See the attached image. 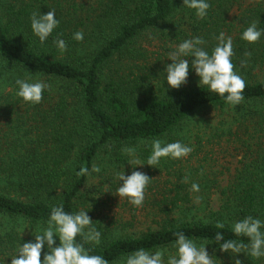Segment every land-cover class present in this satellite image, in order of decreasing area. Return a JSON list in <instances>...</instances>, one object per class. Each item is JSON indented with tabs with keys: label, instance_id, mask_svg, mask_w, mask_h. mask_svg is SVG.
Instances as JSON below:
<instances>
[{
	"label": "trees",
	"instance_id": "obj_1",
	"mask_svg": "<svg viewBox=\"0 0 264 264\" xmlns=\"http://www.w3.org/2000/svg\"><path fill=\"white\" fill-rule=\"evenodd\" d=\"M235 1L241 0H209L207 16L198 19L182 0H100L95 7L79 0H0V217L23 225L0 229L1 259L10 260L19 243L32 240L38 229L46 227L51 208L63 205L66 212L90 209L87 214L101 233V242L92 245L80 236L76 241L108 264H120L122 257L139 248L171 252L176 232L197 243H210L206 249L220 260L216 264H235L234 259L241 264H264V257L255 259L246 253L231 257L213 242L216 232L236 239L229 227L233 221L248 215L264 219V166L255 171L248 164L239 170L248 176L229 188L223 205L229 210L227 219H222L224 213L206 218L201 206L177 194L170 209L147 215L156 227L140 232L132 230L141 218L134 211L112 209L116 185L108 182L106 189L89 182L102 152L122 161V149L162 138L203 107L228 105L197 85L142 97V81L137 84L113 69L119 64L125 73L137 62H146L151 51L143 37L149 33H161V43L176 36L178 27L171 23L176 13L183 23L192 25L191 34L181 30L179 36L184 40L199 36L205 41L202 47L211 52L221 26H234L225 25L223 15ZM257 5L242 13L232 38V63L236 73L245 75L242 102L248 103L264 102V79L248 78L251 70L264 69V37L254 43L240 39L250 23L264 27V0ZM50 9L60 23L41 44L31 33L30 16ZM76 31L83 32L82 41L71 38ZM58 34L67 44L63 54L53 44ZM17 78L47 83L39 104L24 103L15 95ZM253 110L249 108L248 115L264 132V114ZM258 145L263 147L264 159V142ZM81 166L88 167L90 175L77 176ZM217 221L225 222V228L217 229Z\"/></svg>",
	"mask_w": 264,
	"mask_h": 264
},
{
	"label": "clouds",
	"instance_id": "obj_2",
	"mask_svg": "<svg viewBox=\"0 0 264 264\" xmlns=\"http://www.w3.org/2000/svg\"><path fill=\"white\" fill-rule=\"evenodd\" d=\"M182 5L193 10L198 19L205 18L210 8L209 0H182ZM59 23L54 9H50L45 14L36 11L30 16L31 33L41 44L48 40ZM262 37H264V27H258L257 22L250 23L240 35V39L248 43H254ZM71 38L79 42L83 40L84 34L76 31ZM216 39L217 44L211 52L202 47L205 43L203 38L196 36L183 40L173 51L167 53L166 59L171 63L165 64L163 70L159 72L162 75L161 86L164 93L165 83L170 89H179L187 82L189 72L192 71L198 77L199 89H206L207 92L223 98L225 103L233 108L243 101L246 82L234 71L232 38L225 37L221 32ZM53 44L61 54L67 50V44L64 39L59 38V34L53 40ZM14 83L15 95L22 102L31 105L41 102L42 93L48 87L47 83L40 79L30 82L17 78ZM141 143L145 142L141 141ZM150 149L146 161H141L133 148L126 147L122 151L129 157L127 164L130 168L136 169L137 166L143 165L154 167L163 158L181 159L193 150L179 140L169 143L159 138L151 140ZM91 171L99 173L100 168L93 165ZM76 175H90L88 167L81 166ZM115 179L118 182L115 195L119 199L126 198L129 204L136 207L143 204L145 189L151 180L144 172L132 170L130 174L125 175L122 169L116 172ZM188 179V176H185L182 182L188 183ZM189 190L198 193L200 186L192 182ZM199 201L200 197L196 196L195 202ZM89 210L66 212L63 205L53 206L45 221L46 227L38 229V234H34L32 240L16 246L10 264H108L101 255H91L90 248L85 249L76 241V237L80 236L92 245L101 242V233L87 214ZM215 227L224 229L225 222L217 221ZM229 227L236 239H225L222 232L214 234L213 242L220 252L227 253L231 257L240 253H246L255 259L264 257V219L248 215L231 222ZM174 235L171 252L168 248H157L155 251L139 248L122 257L120 264H216V261H220L216 258L214 260L215 256L207 251L206 245L210 244L207 241L197 243L183 232H176ZM241 238H246L247 243ZM42 252L43 259H41ZM234 261L235 264H241L239 259ZM0 264H5V259H0Z\"/></svg>",
	"mask_w": 264,
	"mask_h": 264
},
{
	"label": "rangeland",
	"instance_id": "obj_3",
	"mask_svg": "<svg viewBox=\"0 0 264 264\" xmlns=\"http://www.w3.org/2000/svg\"><path fill=\"white\" fill-rule=\"evenodd\" d=\"M79 1L85 2L90 7H95L100 0ZM257 2L258 0L235 1L228 8L227 13L223 15L225 25L233 23L234 26L230 24L229 28L221 26V32L225 34V37L233 38L237 35L238 26L241 23L239 18L242 13L257 8ZM176 14L171 19L172 26L178 27L176 36L166 43H161L159 40L161 33H149L143 37V41L148 43L151 51L147 61L137 62L134 66H130V70L125 69V73L122 72L124 70L122 65L117 64L113 69V71L119 69L118 72L114 73L128 74L130 79L137 80V84L142 81L144 87L142 97L163 96L175 90L168 88L165 83L163 85L166 89L164 93L161 86L162 75L159 72L163 70L165 64L171 63L166 59L167 53L173 51L176 45L184 40L178 32L183 30L185 33L191 34L192 25L183 23L180 20V13ZM211 15H213L212 11ZM228 29L231 30L230 33H228ZM166 32L169 34V31ZM237 74L245 77L240 71H237ZM253 76H256L258 80H263L264 69L251 70L248 78ZM197 80L198 77L190 71L187 82L179 89L195 86ZM249 108L254 109L253 112H257L259 109L264 114V102H242L235 105L234 108L229 105L224 107L206 106L184 119L171 133L159 138L169 143L179 140L192 147V152L181 159L163 158L154 167L143 165L131 169L127 164L129 157L125 153L122 161H116L109 153L102 152L95 163L96 166H99L100 172L93 173L89 182L101 184L106 189H108L109 182L116 185L117 188L118 182L115 179V174L122 169L125 175L130 174L132 170H138L144 172L151 179L146 186L144 201L141 206H133L128 203L126 198L119 199L118 196L112 203L114 211H134L136 215L141 217L132 229L136 232L144 231L147 227H156L153 223V217H147V215L149 213L153 215L166 207L170 209L169 203L177 194L179 195L178 198L189 199L192 203L201 206L204 209V217L210 218L212 214L224 213L222 219H227L226 213L229 210L223 205L225 199L230 195V187L242 179L246 180L248 176L247 173L240 174L239 170L248 164L249 170L255 171H259L260 167L264 166V159L261 154L263 147L258 145L259 141L264 142V140H259L264 132L256 125L257 120L255 118L250 119ZM144 142L129 147L135 149L136 156L141 161H146L151 150V141ZM145 149L149 150L146 151ZM185 176L189 178L188 183L182 182ZM192 182L199 184L200 191L198 193H192L189 190ZM196 196L200 197L198 203L195 202ZM104 211L108 214V203ZM18 225L23 226L12 219L0 217V229H8ZM5 264H10V260L5 259Z\"/></svg>",
	"mask_w": 264,
	"mask_h": 264
}]
</instances>
